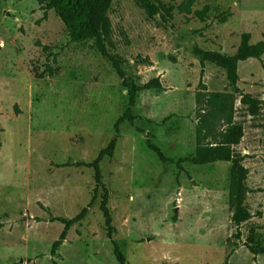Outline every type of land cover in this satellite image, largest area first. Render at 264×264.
Returning a JSON list of instances; mask_svg holds the SVG:
<instances>
[{
    "label": "rangeland",
    "instance_id": "obj_1",
    "mask_svg": "<svg viewBox=\"0 0 264 264\" xmlns=\"http://www.w3.org/2000/svg\"><path fill=\"white\" fill-rule=\"evenodd\" d=\"M44 1L0 0V264H117L102 188L51 254L63 230L51 218L75 217L95 188L92 169L63 166L91 163L113 138L100 173L126 264H264V54L237 63L233 83L194 52L233 56L243 34L264 41V0H199L191 13L180 10L184 0H160L171 11L163 23L133 0H113L108 52L128 83L160 84L137 94L132 124H118L128 96L111 63L93 42H70ZM204 7L200 20L194 12ZM53 58L56 72L40 78ZM216 95L231 107L226 120L211 118ZM246 95L259 103L255 116L240 103ZM204 119L216 134L227 121L242 127L234 153L247 170L251 218L238 227L228 207L232 164H178L194 155Z\"/></svg>",
    "mask_w": 264,
    "mask_h": 264
},
{
    "label": "trees",
    "instance_id": "obj_2",
    "mask_svg": "<svg viewBox=\"0 0 264 264\" xmlns=\"http://www.w3.org/2000/svg\"><path fill=\"white\" fill-rule=\"evenodd\" d=\"M113 0H45L43 10L53 11L56 17L62 22L72 43L93 42L96 51L106 60L111 63L112 69L118 78L121 80V85L127 90L128 107L118 124L127 121L132 124L134 117L131 114V109L135 104L137 94L141 91L160 89L158 79H152L142 86H136L127 82L125 73L121 68L123 63L119 56L113 55L107 50V42L111 38V25L108 18V13ZM138 8L144 11L148 18L154 19L158 17L163 23L171 17V11L160 0H133ZM199 0H184L180 5V10L186 13H191V8ZM209 11V7H204L200 11H195L194 15L203 20ZM161 24V23H160ZM45 51L46 48L44 47ZM199 54L202 61L211 62L227 71L228 78L234 83L236 82V65L239 62H245L249 59L260 60L264 54V41L255 44L250 43V35L243 34L241 36L240 44L233 56H224L216 52L209 51H194ZM56 59L53 58L48 64L45 72L39 75L40 78L46 76H53L56 69L53 65ZM215 110L211 113L212 119L226 120L229 115L231 107L226 103L225 97L216 95ZM240 103L246 106L248 114L255 116L258 114V101L251 96L246 95L240 99ZM202 125L196 128V147L193 156L181 160L179 163L188 162L195 166H203L215 162H230V176H229V190H228V207L231 212V223L238 227L247 222L251 216L245 205V185L244 181L247 176V170L240 165L239 160L235 156L234 147L239 144L242 137V127L240 125L231 124L227 121L225 130L217 134L213 130L210 122L204 119ZM211 126V128H210ZM211 137V141L205 142V139ZM116 138H113L108 146L101 150L96 159L91 163L78 162L75 164L68 163L63 167H82L92 169L94 172L95 188L93 190V197L89 205L83 208L75 217L71 219L51 218V222H58L63 225L58 239L54 242L51 254L55 255L57 250L66 240L67 233L71 227L81 223L88 213V208L92 206L96 198V193L99 188L103 189V195L99 205L102 213L106 236L111 242L113 256L117 264H126L125 256L120 250L119 245L113 241L112 236L115 232L112 226V218L107 207V191L103 188L100 163L104 158L113 156ZM1 147V143H0ZM154 151L161 161H166L161 152L154 146H149ZM259 253H264V247L258 249Z\"/></svg>",
    "mask_w": 264,
    "mask_h": 264
}]
</instances>
